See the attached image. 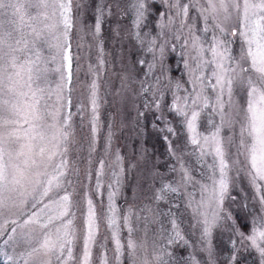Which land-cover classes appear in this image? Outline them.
<instances>
[{"label": "snow or ice", "instance_id": "6c2138e0", "mask_svg": "<svg viewBox=\"0 0 264 264\" xmlns=\"http://www.w3.org/2000/svg\"><path fill=\"white\" fill-rule=\"evenodd\" d=\"M160 2L167 5L163 13L155 6L154 0H134L130 5L134 14L130 35L140 48L152 54L151 62L139 59L137 63L146 65V77L153 73L157 62L161 73L165 72L166 42H158L159 35L174 24L175 17H180V28L187 26L191 36L194 66L187 61L184 63L192 91L184 88L187 95H174L168 109L174 113L171 119L164 115L156 92H152L156 97L152 101L156 109L150 121L152 131L164 143L166 154L177 161H182L189 143L198 146L196 162L210 170L217 207L222 206L227 196L237 204L240 212L233 217L231 212L221 216L217 211L211 219L202 214L199 240L205 244L201 250L207 256L203 262L198 259L195 245L177 222L180 205L169 199V194L180 191L181 181L185 186L190 181L198 183L188 167L181 163L178 180L161 179L160 186L154 189L152 199L157 210L153 212L150 205H145L153 217L151 223L156 225L151 239L147 235V224L143 240L138 242L131 238L136 229L131 223L134 212L129 208L123 217L129 239L126 245H121L117 239L116 251L120 253L126 248L131 264H216L211 236L213 229L222 227L230 233L227 264H241V254L253 251L258 254L257 264H264V0ZM114 5L120 10L121 17L127 14L120 9L119 0H114ZM190 6L198 8L203 20L201 31L205 35L211 34L207 48L201 36L193 31L194 24L186 25ZM172 9L176 10L175 17L169 16ZM108 12L111 14V6H108ZM153 13L162 21L167 18L166 23H160L158 36L144 31L152 23L150 17ZM102 16L103 9L98 6L97 34L101 31ZM72 28V0H0V214L11 212L22 220L19 224L12 221L21 231L17 234V228L13 227L11 234L3 239V244L12 250L10 254L0 248L3 264H69L73 258L74 213L68 192L71 184L68 154L73 135L68 107L70 100L63 95L66 83L57 84L53 90L50 82L53 72L60 74L61 81L71 80L69 37ZM183 43L187 47V39ZM234 45L237 46L235 49ZM206 53L211 54L210 59H205ZM206 66H211L210 79L204 75ZM62 68L66 73L61 71ZM154 79L158 85L160 78ZM165 79L172 83L168 77ZM144 83L141 81L142 91L147 93L153 86L144 88ZM175 86L177 89L182 87L180 81H175ZM206 86L214 91V98L204 94ZM90 87L92 123L95 125L98 85L93 81ZM237 94H240L239 99L235 98ZM53 95L55 102L50 103ZM144 107L151 111L147 101ZM205 109L208 110L207 123L212 128L207 135L198 131ZM208 147L213 156L211 164L204 159L209 155ZM233 168L248 179L254 189L251 197L246 194L238 200L237 196L230 194L229 172ZM169 171L175 173L177 169L173 166ZM156 175L163 176L159 172ZM99 187L98 179L97 189ZM112 198L113 193H109V212L112 213L109 224L118 231ZM244 200H251L256 206L249 208ZM87 204L81 264H90L97 227L92 201L88 199ZM160 204L167 206L168 211L160 208ZM144 219L147 221L148 217ZM185 247L191 251L187 256L180 255L177 249ZM18 248L22 251L17 253Z\"/></svg>", "mask_w": 264, "mask_h": 264}, {"label": "rangeland", "instance_id": "374dc122", "mask_svg": "<svg viewBox=\"0 0 264 264\" xmlns=\"http://www.w3.org/2000/svg\"><path fill=\"white\" fill-rule=\"evenodd\" d=\"M119 2L120 9L127 13L123 17L120 16V10L115 7L114 0H72L73 28L69 37L72 57L71 80L70 82L61 81L60 74L55 72L50 76L53 90L56 89L57 84L66 83L63 95L70 100L68 107L71 112L70 124L73 135L68 154V178L71 181L68 192L71 194L73 203L74 243L73 258L69 264H81L88 199L92 201L97 226L91 245L90 264H105V261L106 264H131L126 248L120 253L116 251L117 239L121 245H126L129 239L123 217L127 215L129 208L133 209L131 223L136 230L131 238L138 242L143 240L147 224V235L151 239L152 229L156 225L151 223L153 217L145 209V205H150L153 212L157 210V204L152 199L154 189L160 186L161 179L178 180L181 163L188 167L190 175L198 183L190 181L185 186L181 181L180 191L169 194V199L180 205L177 222L180 223L190 242L195 245L197 258L203 262L207 253L201 250L205 244L200 243L199 240L202 231L200 221L204 218L202 214H206L211 219L214 212L219 211L221 216L231 212L233 217H237L240 210L237 204L227 196L222 206L217 207V199L212 191L213 181L210 179V170L196 162L198 146L189 143L184 150L182 161H177L175 157L166 154L164 143H159L162 144L159 150L157 145L151 148L145 143V139L149 136L145 127L146 119L151 121L156 111L152 101L158 97L157 102L161 110L171 119L174 113H170L168 109L174 95H187L184 88H187L189 92L192 91L190 77L184 66L185 61L190 66H194L189 29L187 26L180 28V17H175L176 10L172 9L169 16L175 17V22L164 29L162 35H159L161 33L159 25L161 22L166 23L167 18L162 21L161 17L153 13L150 17L152 23L148 24L144 31L150 32L152 36L159 35L158 42H166L163 60L165 72L161 73L160 64L157 62L153 73L146 77V65L142 66L137 61L145 59L151 62L152 54L140 48L136 39L130 35L134 15L130 5L134 0H119ZM182 2H189V0H182ZM200 2L203 3L204 0ZM154 3L162 13L167 8V5L162 4L160 0H154ZM98 6L103 9L99 34L95 32ZM108 6H111V14L108 12ZM185 22L186 25L194 24L193 31L201 36L207 48L211 34L205 35L201 31L203 20L199 16L198 8L190 6ZM185 39L188 41L187 47H184ZM233 47L235 49L237 46ZM157 56H159L158 52ZM210 58L211 54L206 53L205 59ZM173 59L176 64H180L181 78L179 79L173 76L172 64L175 63H172ZM210 70L211 66L205 67L204 75L207 79H210ZM61 71L66 73L65 68ZM155 77L160 78L158 85L155 83ZM165 77H168L172 83H168ZM93 81L98 85V118L95 125L92 123L93 113L90 104V86ZM141 81L145 82L144 88L153 86L149 92L142 91ZM175 81H180L182 85L180 89L176 88ZM198 88L199 84H197ZM153 91L156 92V97L152 96ZM204 94L210 98H214L215 95L214 91L207 86ZM239 96L240 94H237L235 98L239 99ZM146 101L150 104L151 111L145 109ZM54 102L55 95L50 103ZM207 111L205 109L201 114L198 126V131L204 135L212 131L207 123ZM141 113L144 115L141 116ZM176 119L178 120L179 117ZM147 123L148 121L146 125ZM93 127L96 129L95 132ZM227 131L225 129V132ZM206 151L209 155L204 159L207 164H211L213 162L211 148H206ZM229 164L231 165V161ZM173 166L177 169L175 173L169 171ZM157 172L162 173L163 176H157ZM229 176L231 177L229 189L231 195L241 200L246 194L248 197L254 194V189L248 183V179L242 177V173H237L233 168ZM218 178L217 173L216 179ZM98 179L99 189H97ZM109 193H113L111 203L115 209L118 231L109 224V216L112 215L109 212ZM244 202L248 203L249 208L256 206L251 200H244ZM159 207L165 212L168 211V207L164 204H160ZM145 217H148L147 221ZM13 220H16L17 224L22 223L21 218L11 212L6 211L0 214V231L3 232V236L0 237V248L9 251L10 254L12 250L3 244V239L11 234L13 227L17 228V234L21 231L17 224L12 223ZM220 223L223 225V221ZM229 234L222 227L213 229L211 243L215 246L216 264H227V257L230 255L227 244ZM16 251L18 253L22 249L18 248ZM177 251L180 255L187 256L191 249L185 247ZM258 259V254L254 251L241 254V264H257ZM3 261L4 257L0 256V264H3Z\"/></svg>", "mask_w": 264, "mask_h": 264}, {"label": "trees", "instance_id": "16d2710c", "mask_svg": "<svg viewBox=\"0 0 264 264\" xmlns=\"http://www.w3.org/2000/svg\"><path fill=\"white\" fill-rule=\"evenodd\" d=\"M172 59V58H171ZM175 59H173L172 63H174ZM180 64H176V62L174 64H172V67H173V76H175L176 78H181V69L179 67ZM168 115H171V114H168ZM148 121L147 125H146V122ZM149 119L147 118L146 119V122H145V127L147 129V132L149 133L148 137L145 139V143L147 146L153 148L155 145H157V149L159 150L161 145L162 144H159V143H163L162 141L159 140V138L153 133L151 127L149 126ZM152 136V137H151ZM159 144V145H158Z\"/></svg>", "mask_w": 264, "mask_h": 264}]
</instances>
